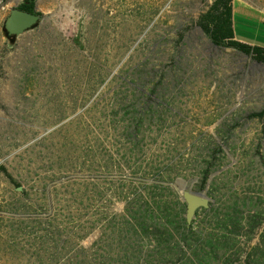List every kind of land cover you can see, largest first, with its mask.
<instances>
[{
  "label": "rangeland",
  "instance_id": "1",
  "mask_svg": "<svg viewBox=\"0 0 264 264\" xmlns=\"http://www.w3.org/2000/svg\"><path fill=\"white\" fill-rule=\"evenodd\" d=\"M214 1L36 0L9 37L0 0V264H264V63L213 44ZM263 19L235 0L239 41Z\"/></svg>",
  "mask_w": 264,
  "mask_h": 264
},
{
  "label": "trees",
  "instance_id": "2",
  "mask_svg": "<svg viewBox=\"0 0 264 264\" xmlns=\"http://www.w3.org/2000/svg\"><path fill=\"white\" fill-rule=\"evenodd\" d=\"M35 2L36 0H24L18 8L30 13H34ZM233 5L234 0H215L209 10L201 16L199 20L200 27L216 46L232 47L242 54L252 55L257 62L264 63L263 47L250 46L235 40L236 36L233 27ZM7 35L9 37H14L8 33ZM252 117H264V110L258 114H253ZM207 178L208 177L206 175L201 186L202 189L206 186ZM202 210L208 211L206 209ZM263 217L264 214H257L255 220L252 224H250V226L254 228L261 225L264 220ZM186 227L189 228L187 224ZM240 230V223L234 224L232 232L236 233Z\"/></svg>",
  "mask_w": 264,
  "mask_h": 264
},
{
  "label": "water",
  "instance_id": "3",
  "mask_svg": "<svg viewBox=\"0 0 264 264\" xmlns=\"http://www.w3.org/2000/svg\"><path fill=\"white\" fill-rule=\"evenodd\" d=\"M37 13H30L15 7L6 18L5 29L11 36H20L31 30L33 26L41 22ZM182 199L186 203V223L191 226L200 209L208 210L211 207V199L206 192L184 191Z\"/></svg>",
  "mask_w": 264,
  "mask_h": 264
},
{
  "label": "crops",
  "instance_id": "4",
  "mask_svg": "<svg viewBox=\"0 0 264 264\" xmlns=\"http://www.w3.org/2000/svg\"><path fill=\"white\" fill-rule=\"evenodd\" d=\"M23 1H24V0H13V3H14L17 7H19ZM234 2H235V0H234ZM263 20H264V19H263ZM235 36H236V35H235ZM235 40L239 41V40L237 39V36L235 37ZM239 42H241V43H243V44L250 45V46H254V45H252V44H249V43H246V42H243V41H239Z\"/></svg>",
  "mask_w": 264,
  "mask_h": 264
},
{
  "label": "flooded vegetation",
  "instance_id": "5",
  "mask_svg": "<svg viewBox=\"0 0 264 264\" xmlns=\"http://www.w3.org/2000/svg\"><path fill=\"white\" fill-rule=\"evenodd\" d=\"M34 13H36V12H34Z\"/></svg>",
  "mask_w": 264,
  "mask_h": 264
}]
</instances>
